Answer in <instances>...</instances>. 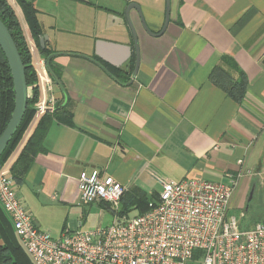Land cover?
<instances>
[{
	"label": "crops",
	"instance_id": "obj_1",
	"mask_svg": "<svg viewBox=\"0 0 264 264\" xmlns=\"http://www.w3.org/2000/svg\"><path fill=\"white\" fill-rule=\"evenodd\" d=\"M33 1L57 54L61 89L52 94L64 96L71 124L51 122L45 152L14 183L27 210L30 198L37 206L69 202L78 174L98 169L125 186L120 205L158 194V177L236 179L229 211L239 195L246 227L264 224V0ZM8 2L36 48L16 1ZM222 55L245 76L240 100L209 79ZM132 59L129 78L118 81L112 69H128ZM39 119L10 155L9 175Z\"/></svg>",
	"mask_w": 264,
	"mask_h": 264
},
{
	"label": "built area",
	"instance_id": "obj_2",
	"mask_svg": "<svg viewBox=\"0 0 264 264\" xmlns=\"http://www.w3.org/2000/svg\"><path fill=\"white\" fill-rule=\"evenodd\" d=\"M39 99L34 119L53 112L54 84L37 48H30ZM41 91L44 97L41 98ZM239 160V163H242ZM9 159L0 165V205L33 264H264V224L240 226L229 213L236 179L228 183L200 177L180 181L157 178L156 201L131 218L114 216L94 230L62 229L57 238L40 229L19 200L9 175ZM81 201L104 202L117 212L125 186L98 169L76 177Z\"/></svg>",
	"mask_w": 264,
	"mask_h": 264
},
{
	"label": "trees",
	"instance_id": "obj_3",
	"mask_svg": "<svg viewBox=\"0 0 264 264\" xmlns=\"http://www.w3.org/2000/svg\"><path fill=\"white\" fill-rule=\"evenodd\" d=\"M15 1L22 12L24 21L28 27L29 33L34 41L40 57L45 60L54 54L48 60V69L49 73L54 75L59 82L57 85L53 81V84L61 89L60 70L57 69L53 64L54 57L56 56L55 50L49 47L47 43H45L44 47H40V38L44 34V31L38 20L34 1ZM0 20L8 29L19 52L21 61L24 65L27 86H32L35 83L36 76L33 66L31 65L30 47L27 42L24 30L19 22L18 16L16 15L8 0H0ZM133 67L134 60L132 59L128 69H112L114 77L117 78L118 81L126 82ZM209 79L220 86L229 96L235 100H240L245 93V76L239 69L234 59L228 55L221 56L218 64L215 65L211 70ZM63 98H61L60 102H57L56 100V106L53 112L48 111L40 117L34 131L27 139L17 159L12 164L10 168V176L13 180V183H21L26 177V174L28 173V170L30 169L36 155L45 152L43 140L51 122L56 120L66 124H71V114L66 109V105L62 104ZM37 99L38 89L34 86L31 88V96L27 98V107L23 114L22 120L7 146L3 150L2 154L0 155V165L5 163L10 158V155L20 142L23 133L34 116ZM13 101L14 92L12 78L5 56L0 49V135L10 118L11 112L13 110ZM157 195L158 194L156 192H153L151 197L144 194L135 195L129 199L127 204L121 203V206L123 207V210L130 206H136L138 207V213L136 215H139L148 209L149 200L156 201L158 199ZM122 198L120 202L122 201ZM98 204L101 207L108 209L110 208V206L104 202H99ZM123 210L120 212H114L111 209V211L114 213V216H120V213L122 214ZM5 213L6 212L0 205V264H33V262H31V260H29V258L22 251L20 247L21 244L17 235L15 234L12 222L9 216H7V213Z\"/></svg>",
	"mask_w": 264,
	"mask_h": 264
},
{
	"label": "rangeland",
	"instance_id": "obj_4",
	"mask_svg": "<svg viewBox=\"0 0 264 264\" xmlns=\"http://www.w3.org/2000/svg\"><path fill=\"white\" fill-rule=\"evenodd\" d=\"M154 188L158 191L160 190L158 186H154ZM33 200L30 198L29 202L27 201L28 204L30 203L28 211L36 219L41 227L40 229L48 232L53 238H57L64 228L70 231H76L94 230L104 227L109 225L114 217V213L110 209L111 207L108 209L99 206L98 203L81 201L78 192L65 204L50 201V203L47 202V205L37 206ZM239 200V195H237L233 204L234 206L231 207L229 213L237 218L241 227L248 228L246 225L250 222V216L248 212L246 213L243 209L239 208ZM121 210H123V207L119 205L117 212ZM137 213L138 207L130 206L125 208L123 213H120L118 217L120 219L131 218ZM20 247L29 260H31L25 249L21 245Z\"/></svg>",
	"mask_w": 264,
	"mask_h": 264
},
{
	"label": "water",
	"instance_id": "obj_5",
	"mask_svg": "<svg viewBox=\"0 0 264 264\" xmlns=\"http://www.w3.org/2000/svg\"><path fill=\"white\" fill-rule=\"evenodd\" d=\"M126 16H127V11H126ZM167 22H168V16H166V20H165V23L162 29H164ZM129 25H130V28L133 34V41H134V48H135V70H136L137 65H138V58H139L138 48H137L135 33H134V30L130 22H129ZM161 32H159L158 34H160ZM47 38L48 37L46 34H43L41 36L40 47H44L45 41L47 40ZM0 49L5 56V59L7 61V64L10 70L12 84H13V92H14L13 110L11 112L10 118L4 130L2 131L0 135V155H1L22 120L23 114L27 107V98L29 97L28 86L26 83L25 72H24V65L21 61L19 52L16 48V45L8 29L6 28V26L1 20H0ZM51 56H49L48 58L44 60L48 73H49L48 60ZM50 76L53 79V81L58 85L59 82L55 78V76L52 74H50Z\"/></svg>",
	"mask_w": 264,
	"mask_h": 264
}]
</instances>
